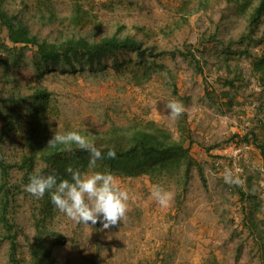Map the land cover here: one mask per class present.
<instances>
[{
    "label": "rangeland",
    "instance_id": "1",
    "mask_svg": "<svg viewBox=\"0 0 264 264\" xmlns=\"http://www.w3.org/2000/svg\"><path fill=\"white\" fill-rule=\"evenodd\" d=\"M246 1H0L4 9L18 14L32 33L49 41L129 35L147 50L154 47L155 52H176L172 57L149 56L148 51L141 58L133 51H120L102 59L94 71L85 67L72 73L50 67L39 77L27 50L21 68L13 67L7 75L0 70V96L29 95L27 79L37 76L51 93L47 110L50 138L65 131H77L89 138L112 126L153 120L179 139L175 128L185 122L193 126V140L204 145L209 158L198 163L192 156L203 170L205 187L197 166L192 167L185 188L175 179L159 183L174 194L167 208L152 199L155 184L148 176H113L115 185L127 190L130 199L126 220L108 230H102L99 222L88 227L76 224L53 205L44 217L40 199L24 191L30 175L24 178V171L13 166L8 177L7 217L16 234L17 264H31L36 221H43L48 230L66 238L65 244L53 248V264H264V163L259 158H264V124L257 122L256 115L250 116L252 107L255 114L264 110V86L255 69L257 75L252 71L255 60L264 53V15L251 32L249 15L258 0ZM5 42L6 30L0 26V44ZM3 56L0 48V59ZM148 76L150 79L145 80ZM181 76L201 78L189 86L194 91L188 96L178 93L176 83ZM207 78L215 80L208 82ZM205 84L211 90H203ZM248 86L257 89L258 95L251 100L252 94H247L248 99L244 96ZM172 99L185 107L176 121L167 119L165 105ZM190 114L194 116L188 124ZM210 120L215 129L225 133H213L208 141L199 142L195 133ZM23 135L12 134L4 142L6 162H20ZM239 136L251 144V149L238 173L244 183L230 186L214 168L209 147ZM185 137L191 139L190 134ZM256 150L257 160L249 163ZM41 168L43 164L38 161L35 172ZM5 233L0 223V264H11Z\"/></svg>",
    "mask_w": 264,
    "mask_h": 264
},
{
    "label": "trees",
    "instance_id": "2",
    "mask_svg": "<svg viewBox=\"0 0 264 264\" xmlns=\"http://www.w3.org/2000/svg\"><path fill=\"white\" fill-rule=\"evenodd\" d=\"M2 2V0H0ZM0 26L6 30L7 42L1 43L4 56L0 59V70L3 74L11 68H21L23 57L28 50L34 58L37 76L42 77L44 70L50 67L60 68L62 72H77L87 67L97 70L102 59L115 55L120 51H133L138 57L161 56L168 54L174 57L175 51L155 52L143 48L141 41L133 36L120 37L117 34L103 36L97 40H89L84 36L65 37L55 41L40 38L32 33L27 24L16 13H10L1 6ZM248 4L250 0H247ZM245 6V5H244ZM264 15V0H258L249 15L248 29L253 32ZM254 69L264 86V53L255 60ZM37 76H30L26 86L29 95L0 96V223L6 231L4 240L9 242V260L17 264L16 234L12 233L13 224L7 217L9 200L8 177L10 169L16 166L27 175L55 174L58 179H70L66 172L68 166L79 169L82 173L89 171L107 172L117 177H135L146 175L151 183L164 184L175 179L185 188L190 179L191 169L197 166L190 153V146L185 139H176L173 134L153 120H137L128 127L112 126L104 133L89 135V139L104 154V159L97 161V167H88L89 154L72 146L71 150L64 146L47 147L50 138L48 132V102L51 93L42 85ZM148 76L145 80H149ZM2 82H0V86ZM1 90V88H0ZM23 132L20 162L9 163L3 159L2 146L12 134ZM109 149H114L116 158H107ZM209 149H212L209 147ZM261 152L264 154L263 147ZM38 161L43 168L36 170ZM198 167L199 177L206 186L203 170ZM41 211L46 217L51 213L50 195L46 193L40 199ZM43 221L35 223V237L30 245L31 264H53L51 256L55 246L63 245L66 238L63 234L47 229Z\"/></svg>",
    "mask_w": 264,
    "mask_h": 264
},
{
    "label": "clouds",
    "instance_id": "3",
    "mask_svg": "<svg viewBox=\"0 0 264 264\" xmlns=\"http://www.w3.org/2000/svg\"><path fill=\"white\" fill-rule=\"evenodd\" d=\"M167 108V119L178 120L185 108L178 100H170ZM89 154L88 167L95 169L97 161L104 159V154L85 135L77 131H65L54 133L48 141L47 147L64 146L71 150L72 146ZM107 158L115 159L116 152L109 149ZM241 170L237 169L236 173ZM70 179H58L55 174L29 176V182L24 186V191L36 199H42L46 193L50 195V201L55 209L65 215L76 224L88 227L89 223L102 224V230H108L118 223L126 220L128 201L130 199L127 190L115 185V178L107 172L82 173L72 166L66 168ZM225 184L241 186L244 181L232 169L225 168L222 173ZM151 197L161 208L170 206L174 194L165 190L161 185L155 184L151 189Z\"/></svg>",
    "mask_w": 264,
    "mask_h": 264
},
{
    "label": "crops",
    "instance_id": "4",
    "mask_svg": "<svg viewBox=\"0 0 264 264\" xmlns=\"http://www.w3.org/2000/svg\"><path fill=\"white\" fill-rule=\"evenodd\" d=\"M254 66V65H253ZM252 66V71H253V73L254 74H256V72H254V67ZM226 73L227 72H225V75H226ZM224 75V74H223ZM224 75V76H225ZM257 75V74H256ZM190 78H192V79H190ZM189 78V80H188V78H186V77H183V76H181L180 78H179V82L178 83H176V86H177V88H178V93L179 94H182V95H185V96H188L189 94H190V92H192V91H194L193 90V87H189L190 85H192V82L194 81V82H196L197 80H199L198 78H200L199 76L198 77H196V76H193V77H190ZM257 78V77H256ZM207 80H209L208 82H211V80H215L214 78H207ZM200 81H201V78H200ZM236 82H234V84H235ZM182 86V88H180ZM202 87H203V90H207V91H209V90H211V88L210 87H208V84H205V85H202ZM179 88H180V91H179ZM207 88V89H206ZM213 89V88H212ZM257 90V89H253V87L252 86H248V88H246V91H245V93H244V96H246L247 94L249 95V94H252V97H250L249 99H248V95H247V99L248 100H251L252 98H254V97H256L258 94L255 92V91ZM195 97V96H194ZM224 100H225V98H223ZM241 100V99H240ZM253 105H255L254 103H253ZM185 108V107H184ZM190 109V108H189ZM188 109V110H189ZM253 114L254 115H257V113L255 114V110L253 109V107H252V109H251V113H250V116L252 117L253 116ZM194 115L193 114H190V117L188 118L187 117V123L189 124V121H190V119H192V117H193ZM239 119H242V117L240 116L239 117ZM243 120V119H242ZM206 120H204V122H205ZM214 126V123H213V121L211 122V120L210 121H208V122H206L203 126H202V128L201 129H199V130H197V132L195 133V134H197V135H199V142H202V141H208L210 138H212L213 137V133H215V134H218V135H220L221 133H225V131L223 130V132L222 131H220V128H216L215 129V127H213ZM176 129V133H175V135H177L178 136V138H180V137H183L184 139H185V145L186 146H190V153L192 154V156L194 157V159L198 162V163H201V162H203V161H208L209 160V158H208V155H207V153H206V151H205V149H204V145H201V144H199L198 142H195L194 140H193V137H192V133H193V126L192 125H185V122H184V124L182 125V126H179V127H176L175 128ZM235 128H231L230 130H234ZM237 130H240V128H236ZM262 131H263V129L262 130H260V133L262 134ZM191 135V139H188V138H186L185 137V135ZM261 138V137H260ZM262 139V138H261ZM262 142H263V144H264V139H262ZM206 144V143H205ZM194 150H195V154L194 153H192V152H194ZM257 151L258 150H256V151H254V158L251 156L247 161L250 163H252V162H254L255 161V159L257 160V158H255V154L257 153ZM258 155H259V153H258ZM259 158L261 159V163H264V158L262 157V156H260L259 155ZM207 171H208V169H206ZM206 172V171H205Z\"/></svg>",
    "mask_w": 264,
    "mask_h": 264
},
{
    "label": "built area",
    "instance_id": "5",
    "mask_svg": "<svg viewBox=\"0 0 264 264\" xmlns=\"http://www.w3.org/2000/svg\"><path fill=\"white\" fill-rule=\"evenodd\" d=\"M257 122L264 124V110H257ZM251 149V144L243 141L241 137H233L225 143L210 149L209 153L212 155V164L216 170L221 174L225 168H230L235 174L237 169L242 168L240 164L245 161L247 151Z\"/></svg>",
    "mask_w": 264,
    "mask_h": 264
}]
</instances>
